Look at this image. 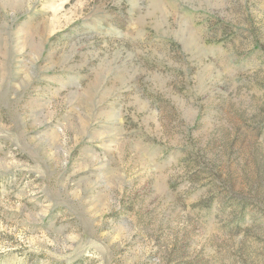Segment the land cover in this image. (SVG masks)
I'll return each mask as SVG.
<instances>
[{"label": "rangeland", "instance_id": "rangeland-1", "mask_svg": "<svg viewBox=\"0 0 264 264\" xmlns=\"http://www.w3.org/2000/svg\"><path fill=\"white\" fill-rule=\"evenodd\" d=\"M0 264H264V0H0Z\"/></svg>", "mask_w": 264, "mask_h": 264}]
</instances>
